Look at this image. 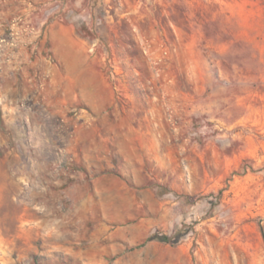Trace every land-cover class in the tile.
I'll return each instance as SVG.
<instances>
[{"label":"rangeland","instance_id":"rangeland-1","mask_svg":"<svg viewBox=\"0 0 264 264\" xmlns=\"http://www.w3.org/2000/svg\"><path fill=\"white\" fill-rule=\"evenodd\" d=\"M0 264H264V0H0Z\"/></svg>","mask_w":264,"mask_h":264},{"label":"trees","instance_id":"trees-1","mask_svg":"<svg viewBox=\"0 0 264 264\" xmlns=\"http://www.w3.org/2000/svg\"><path fill=\"white\" fill-rule=\"evenodd\" d=\"M161 239L164 240V241H168L169 240V238L167 236H163Z\"/></svg>","mask_w":264,"mask_h":264}]
</instances>
